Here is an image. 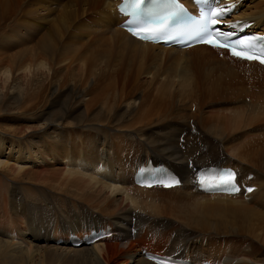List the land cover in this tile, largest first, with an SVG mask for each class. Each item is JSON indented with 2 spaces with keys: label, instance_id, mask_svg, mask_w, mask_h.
I'll use <instances>...</instances> for the list:
<instances>
[{
  "label": "bare ground",
  "instance_id": "bare-ground-1",
  "mask_svg": "<svg viewBox=\"0 0 264 264\" xmlns=\"http://www.w3.org/2000/svg\"><path fill=\"white\" fill-rule=\"evenodd\" d=\"M117 2L118 0H68L67 5L62 9V14L47 20L52 26L50 34L41 35L38 30L32 29L31 32L38 35V41L36 40L37 42L31 47L16 49L20 54L19 61L4 70L0 61V75L4 79L3 87L0 86V97H9L8 100L14 105L16 112L9 124L0 128V170L2 171L0 181L2 178L9 183L25 180L29 182L31 179L42 181V187L53 189L52 194L46 197L52 199L55 205L54 211L59 212L58 216L63 217L60 233H56L57 229L53 227L54 231L49 236H39V226L44 229L41 220L44 219V212L47 213L49 207L44 205L45 210L36 208L35 204L44 200L41 199L42 195L30 193L27 199L23 200L26 207L22 209L21 214L24 220L26 218L28 222H33L36 219L37 222L27 223L24 231H30L35 235L32 241L53 240L51 244L54 251H62L68 256L67 259L75 263L82 261L84 264H155L144 258L141 254L142 250L188 257L186 251L191 245L192 247L195 245L193 240H196L195 237L191 239L194 235L192 230L201 234V240L210 235L207 233L241 237L246 231L245 228L249 229L248 233L251 235L253 233L251 230H257L264 235V214L255 209L258 206L264 207L260 204L261 200L264 201V176L259 171V169L264 171V140L253 144L254 139L249 136L240 150H234L224 146L227 141L224 135L226 131L223 132L228 128L231 129L230 125L233 127L234 124H240L242 121L250 122L248 120L253 118L252 114L255 111H258V119H264V67L254 62L246 63L232 58L223 50L205 45L182 50L139 41L120 27L119 23L122 19L118 18L116 13ZM80 6L83 7L84 13H90L95 17L96 44L79 42L77 48L66 54L57 55V44L61 41L63 32L70 29L73 21L78 19L79 11L76 7ZM240 6L243 7L240 9ZM239 9L235 17L249 19L252 22L251 26L257 27L252 29L254 31H264V0H244L239 5ZM16 46L18 44L14 47ZM153 49L191 55L190 57L188 55V59L196 68L201 87L198 89L195 86L194 79L184 65L177 89L181 98L189 97L196 103L200 101L201 96L215 101L221 98L224 100L233 98L236 95L246 96L244 99L249 98L251 101L250 108L246 109L243 104L238 111L232 110L233 115L223 114L221 110L220 113L216 110L217 112L211 113V111V114L203 115L202 118L208 127V130L205 129L206 132L218 141L223 140L220 150L212 143L208 146L207 142H202L201 149L207 152L198 151L197 144L191 142L192 136L180 141L184 120L174 125L172 132L178 134L177 140L170 139L168 134L163 140L158 141L143 137L139 129L152 123L153 119H158L154 116L167 104L170 86L169 81L166 80L158 85L155 94L152 92L155 95L153 99H148L145 92L146 97L144 95V98L137 102L139 106L136 107L137 104L133 101L125 104L127 115H134L130 127L131 130L133 128L135 130H125V132L122 131L123 128L121 131H116L120 133L116 139L112 138V133H103L101 129H96L99 132L93 133V137H90L92 139H86L80 131L67 123L42 124L47 126L49 132L36 135L41 138L36 143H31L27 139L31 124H36V118L27 105L31 106L34 101H39V90L48 79L55 81L59 78L57 70L42 64L46 57L54 58L57 64H63L66 58H69L67 64L71 68L75 66V74H77V64L85 62L88 68L86 77L97 87L91 93L92 99L87 102L89 108L95 102H101L105 106L110 99L108 94L113 93L116 77L123 79L128 77L134 65L140 63L141 58L149 55ZM176 56L168 58L166 67L169 71L164 73L171 79L172 64ZM218 56L222 59H218ZM121 94L123 96V91ZM132 151L134 155L131 156ZM60 152L64 153L62 160L57 159L61 157ZM126 152L127 156H125ZM89 154H96L95 159L91 160ZM222 155L225 156V162H216V157L220 159ZM149 159L163 162L178 172L182 177V184L166 190L145 189L133 185L131 179L134 170L141 162ZM228 160L234 163H229ZM62 162L66 168L73 165V169L60 168ZM99 163H102L100 169ZM210 164L239 168L238 180L241 182L242 177V191L238 195L226 196L205 194L195 190L190 182V177L193 176L190 167L192 169L193 166L202 167ZM243 167L252 170L243 171ZM248 172L253 174L251 179L247 178ZM247 184L253 185V190L249 193L245 191ZM21 185L16 191L24 190L25 184L21 183ZM259 191L262 199L258 198ZM247 199L251 202L246 203ZM252 203L254 204L251 205ZM254 205L258 206L254 207ZM29 208L30 213L27 210ZM15 219L23 223L19 215L15 216ZM105 225H110L115 233L93 244L74 247L55 243L59 237H64L66 240L69 231L82 234L93 226ZM184 228H188L189 231ZM132 229H136V235L131 233ZM172 229L181 233L171 240ZM182 231H185L186 236ZM51 235H53L52 239H50ZM199 242L201 243L200 240ZM245 243L249 242L242 243L238 249L237 241L230 238H224L222 242L210 241L208 251L212 256L208 259L224 258L231 264H263L258 262L251 247L244 252L242 247ZM218 245L220 249L217 248ZM189 251L191 252L192 249ZM215 252L218 254L216 255ZM49 256L53 258L52 255ZM0 259L4 260L5 264H17L21 260V253L15 244L0 242ZM204 259L206 258L197 257L193 260L198 262Z\"/></svg>",
  "mask_w": 264,
  "mask_h": 264
},
{
  "label": "rangeland",
  "instance_id": "rangeland-1",
  "mask_svg": "<svg viewBox=\"0 0 264 264\" xmlns=\"http://www.w3.org/2000/svg\"><path fill=\"white\" fill-rule=\"evenodd\" d=\"M67 2L68 0H0V61L2 62L3 70L8 69V67L13 63L19 61L20 54L18 51H16V49L31 47L38 41V35L33 34L31 32L32 29L38 30L41 35L50 34L49 31L51 30L52 26L50 23H47V20L49 18L62 14V9L67 5ZM242 7H240V9ZM76 9H78L79 11L77 15L78 19L75 20L76 22L73 21L74 23H72L70 29L63 32L61 41L57 44V55L60 53L66 54L67 52H70L71 50L77 48V44H79V42L85 41L90 45L96 44L97 36L94 34V31L96 30L94 15L92 16V14L90 13H84L82 11L83 7L81 6L76 7ZM16 44H18V46L14 47ZM154 54H156L155 57L153 56ZM188 55V53L185 55H181L177 53L173 54V52L168 53L165 51L153 49V51L150 52L149 55H145L141 58L140 63H136L134 65L128 77H126L125 79H123L122 77H116L113 93L108 94L110 99L105 106H103L101 102H95V104H93V106H89V108H87V102H90V99H92L91 93L94 92L97 87L86 77L88 68L85 62L77 64V74H75V66L71 68V66L67 64V62H69V58L65 57V63L57 64L54 58L46 57L42 61V64L46 67L57 70L59 72V78L55 81L48 79L39 90V101H34L31 106H29V104L27 105V108L32 111V115L36 118V124H31L32 127L29 130L30 132L27 134V139L31 143L38 142L41 138L37 137L36 135L42 134L44 132H49L47 126H42V124L50 125L56 123H67L72 128L80 131L82 136H84V138L86 137V139H92L90 138L93 137L92 134L99 132L96 129H101V132L103 133H112V138L116 139L120 134L116 131H121V129L123 128L124 129L122 131H130V123L131 120L134 119V115H132L133 118H131L132 116L127 115L125 104L127 102L133 101L137 104V107L139 106L138 103L141 101V99L146 97V95H148V99H153V96H155V89L158 87V85L165 82L166 80L169 81L170 86L168 89L170 90V92L168 91L169 99L167 100V104L161 112H158L155 115L157 117L154 116V118L158 119H153L152 123H149L148 125H145L143 128L139 129L141 130L143 137L152 138L153 140L158 141L163 140L166 134H168L170 136V139L177 140L178 134L172 132L175 128L174 125L176 122L179 123L183 122L184 120V128L180 137V141L184 138L186 139V137L188 138L189 136H192L191 142L197 144L198 151H203L205 153L207 152L204 151L203 148L201 149L202 142H207L208 146H210V144L212 143L218 146V149L220 150L221 146L223 145V140L219 138L220 140L218 141L217 138L206 132V130H208V127L204 122L205 120H203L202 118L203 115H207L211 111V113L218 111V113L221 112L223 114L225 113L226 115H233L234 112L232 110L236 109V111H238L239 107H241L243 104L245 105L244 107L246 109L250 108L251 101L249 100V98L244 99L246 96H241L243 98L242 99L241 97H237L236 95L233 98H228L225 100L221 98L215 101H210L201 96L200 101H197L196 103L189 97L181 98L180 95H178L177 89L178 82L181 77L182 67L184 65L187 66L188 72H190V75L194 79L195 86L198 89H200L201 87L200 80L196 74V68L194 67V64L190 63ZM170 56H176L175 62L172 64V79L170 77H166L164 74L167 72V70L169 71L166 66L168 63V58ZM190 56L191 55H189V57ZM218 59H222V57L218 56ZM139 67L141 69H139ZM77 76H79L81 80H79ZM3 83L4 79L0 75L1 87H3ZM121 91H123V96L121 94ZM145 92L147 93L146 95ZM152 92L154 94H152ZM8 99L9 97H0V128L8 125L11 117L16 114L14 105L11 104ZM237 100H239V102ZM255 112L254 114H252L253 118L248 120L250 122L244 123V121H242V123L240 124H234L233 127L232 125H230L231 129L228 128L227 130L223 131H228L227 133H224L227 141V144H224L225 147L234 150H240V147H243L245 141L249 136L254 139L253 144L258 143L260 140H264V119H258V111L256 113ZM163 117L165 118L163 119ZM235 125L237 127H235ZM133 130L135 129L133 128L131 131ZM130 154L131 156L134 155V151H132ZM95 155L96 154H89L90 159L94 160ZM60 156L61 157L57 158L58 160H62L64 158V153L62 154L60 152ZM125 156H127V152L125 153ZM141 157L144 158V156ZM101 158L103 159V157ZM216 162H225V156L223 155L222 158L220 156V159H217L216 157ZM228 162L234 163L233 161L229 160ZM63 163L64 162L59 165L60 168L69 170L73 169V165H70L68 166V168H66ZM101 167L102 163H99L98 168L100 169ZM246 169L248 171L252 170L247 167H243V171H245ZM259 171L264 176V171L261 169H259ZM0 174H2L1 170ZM240 180L242 182V177ZM14 183H9L3 178L0 181V242L15 244V247H17L18 251L21 253V260L17 264H84L82 263V261L79 263H75L73 260L67 259L68 256H66L62 251H54L55 249L51 244L53 242L52 240L40 239L32 241L31 239L35 235L31 234L30 231H24L27 223L31 224L37 222L36 219H34L33 222H28L26 218L25 220L24 218H22L21 214L22 209L26 207V204L23 203V200L27 199V196L30 193H35L42 195L41 199L44 200V202L35 204V207L40 210H45L44 205L49 207L47 209L48 212H44V219L41 220L44 229L39 226V236H49V234L54 231L53 227L57 229L56 233H60V226H62L61 223L63 222V217L58 216L59 212L56 213L54 211L55 205L53 204L52 199L50 197H46L47 195L52 194L51 190L53 189L45 186L42 187V181L32 179L29 182L25 180L24 182ZM17 183H19L20 185ZM21 183L25 184V188L21 192H18L16 190L18 186H22ZM257 184L259 185V181H257ZM260 193L261 192L259 191L258 198L262 199V194ZM3 201H5L6 203ZM246 201V203L251 202L248 199ZM3 204H5L7 207L3 206ZM253 204L254 203H252L251 205ZM260 204L264 206V201L261 200ZM255 206L258 205H254V207ZM255 209L259 211V213L264 214V207L260 208V206H258V208ZM27 210L28 213H30L31 209L29 208ZM17 215H19L20 218L23 219V223L15 219V216ZM145 225L147 226V224ZM184 229L186 231H189L188 228ZM245 230V233L241 237H234L235 235L232 234L220 236L207 233L208 235H210L207 236V238H202V240L201 234L195 233L192 230V233H194V235L191 237V239L193 240L194 237L196 238V240H193L196 246L194 245L195 247H192L191 245L186 252L190 257L195 256L192 259L197 257H204L203 255H205L204 258L208 259L212 256L208 251L210 247L208 246L210 241L218 240L222 242L224 238H230L237 241L238 249L240 248L242 243L248 241L249 243H245L244 247H242L244 252H246L251 247V251L255 253L258 262L264 264V235L257 230H251L253 231L251 235L250 233H248L249 229L245 228ZM171 232V240L174 239L177 234L181 233L179 231L177 233L175 229H172ZM182 233H184V235L186 236L185 231H182ZM52 236L53 235L50 236V239H52ZM59 236L60 235L58 234L57 237ZM12 237L15 238H13L12 240ZM217 238H219L220 240ZM199 240L201 241V243L199 242ZM119 243H122V241H119ZM217 248L220 249V246L218 245ZM191 249L192 251L190 252L189 250ZM218 252H215V254L217 255ZM49 254L52 255L53 258H51ZM61 254L65 255V257ZM54 257L56 259H54ZM0 264H5L4 260L0 259Z\"/></svg>",
  "mask_w": 264,
  "mask_h": 264
},
{
  "label": "snow or ice",
  "instance_id": "snow-or-ice-1",
  "mask_svg": "<svg viewBox=\"0 0 264 264\" xmlns=\"http://www.w3.org/2000/svg\"><path fill=\"white\" fill-rule=\"evenodd\" d=\"M144 2L145 0H125V5L120 9V11L125 12L127 15H130L131 17L134 18L133 20L127 21V24L131 31V34L134 37H137L142 40L152 41L165 37L168 34V29L171 25V22L174 19H176L180 14H182L184 11L182 8H178V10L175 12L154 13L150 9H146L144 7ZM151 2L154 6H158L160 4V0H151ZM164 7H167V4H165ZM224 15L225 12L223 10L212 13L213 16L212 24L215 25L216 21L218 19L223 18ZM140 21H147L152 26L148 27L147 30L144 32H137L132 30V26ZM193 23H199V22L193 20ZM208 35H209V27L207 25H204L198 29L195 39H197L198 42L204 41L205 43L209 44L212 47L227 48L230 50L232 56L237 57L239 59H245V60L259 59V62L264 63V50H261L259 55H256L253 52V50L256 47L257 39L264 40V38L254 37L251 40H249L248 52H253V54H248V52L236 50L237 46L235 44L228 42L227 37L224 36L223 33H221V35L217 38L219 41H221L219 43L213 40L206 39ZM224 174L233 177L235 175L230 169L226 170ZM219 186L231 187L234 190H236L234 180L225 181ZM248 191H252V189H248Z\"/></svg>",
  "mask_w": 264,
  "mask_h": 264
}]
</instances>
